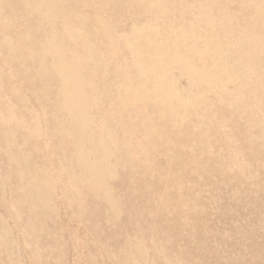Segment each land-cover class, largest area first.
<instances>
[{"label":"bare ground","instance_id":"6f19581e","mask_svg":"<svg viewBox=\"0 0 264 264\" xmlns=\"http://www.w3.org/2000/svg\"><path fill=\"white\" fill-rule=\"evenodd\" d=\"M120 13L0 27V188L16 171L49 219L58 201L69 238L96 220L109 260L264 264V12Z\"/></svg>","mask_w":264,"mask_h":264},{"label":"rangeland","instance_id":"374dc122","mask_svg":"<svg viewBox=\"0 0 264 264\" xmlns=\"http://www.w3.org/2000/svg\"><path fill=\"white\" fill-rule=\"evenodd\" d=\"M127 1L132 4L140 2V4L126 6L127 4L120 0H0V27L5 30L18 27L43 30L89 26L122 27L125 25H93L89 21L127 18L128 15L120 13L125 10H133L134 12L164 10L170 12L171 16L177 15L175 17H183L185 20H191L195 12L203 14L233 13L237 15L264 12V0H163V7L159 9L151 6L149 0ZM145 16L148 18L150 14ZM191 84L188 79H183L180 82V87L187 91L192 89ZM5 96L7 97L6 94ZM33 160L37 163L39 161L36 158ZM0 163L2 166L6 164L3 156H0ZM61 166L59 161L56 165L54 164L55 168ZM55 168L52 169L57 170ZM3 176L0 172V179ZM15 176H17L16 171L12 172L10 181L8 180L3 187L4 190L1 189L2 187L0 188V197L5 198L7 202L11 199L14 200V203L8 204L6 209L0 205V264H102V262L103 264H127L122 255L116 254L122 260L120 258L109 260L108 257H112L113 253L115 255V252L108 246L105 247L106 249L101 248L99 252L95 251L94 247H97L98 244V248L102 244L107 245V239L103 234L98 237L96 233L98 222L87 219L86 216H81L82 218L76 216L77 219L72 218L73 220L69 222L70 229L74 230L73 234L76 232V238L71 237L74 241L73 248H71V238H69L65 228V224L69 221L67 218H71V212L65 213L64 208L58 205L57 201L53 204L54 207L51 206L53 209L56 208L54 210H56L57 215L49 219L47 209L38 206L34 200H28L30 195L28 183H14ZM38 176L40 177L41 173ZM56 187L58 188V185H55L52 194L54 198L60 199L62 194ZM34 208H37L38 211ZM7 210L11 213L10 215H7ZM71 211L74 213L73 210ZM78 220L80 225H78ZM83 225L90 235L85 233L81 227ZM84 234L87 236L88 247L83 244ZM53 240L57 243L55 248L50 245ZM49 245L51 249L48 247ZM84 248L85 250H83ZM88 254L89 257L86 259ZM228 257L229 255L226 253L223 258L227 261L229 260ZM156 264L161 263L156 262ZM222 264L227 263L223 262Z\"/></svg>","mask_w":264,"mask_h":264}]
</instances>
